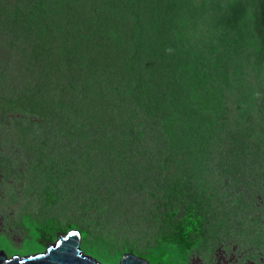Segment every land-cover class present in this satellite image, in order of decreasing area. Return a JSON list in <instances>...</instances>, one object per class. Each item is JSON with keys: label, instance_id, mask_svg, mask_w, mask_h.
Segmentation results:
<instances>
[{"label": "trees", "instance_id": "16d2710c", "mask_svg": "<svg viewBox=\"0 0 264 264\" xmlns=\"http://www.w3.org/2000/svg\"><path fill=\"white\" fill-rule=\"evenodd\" d=\"M12 123L36 164L75 179L76 160L105 168L100 152L173 166L176 188L209 148L242 167L231 156L249 141L264 154V0H0V130ZM178 206L171 232L138 254L150 264H185L199 242L197 203ZM23 221L30 252L70 229L89 236Z\"/></svg>", "mask_w": 264, "mask_h": 264}, {"label": "rangeland", "instance_id": "374dc122", "mask_svg": "<svg viewBox=\"0 0 264 264\" xmlns=\"http://www.w3.org/2000/svg\"><path fill=\"white\" fill-rule=\"evenodd\" d=\"M14 126L0 130V250L8 257L37 253L28 250L31 235L23 219L29 217L87 229L89 236L80 244L83 255L118 264L107 258L148 253L157 237L171 232L166 215L171 204L178 208L190 199L201 213L202 233L185 264H264V154L255 149V141L231 156L242 167L230 165L225 146L209 148L197 173L189 169L187 175L194 176L176 188L182 180H176L173 166L158 168L156 159L128 153L100 152L96 159L105 168L97 171L76 160L75 169L84 171L79 179L66 174V166L44 168ZM112 160L114 166L108 164Z\"/></svg>", "mask_w": 264, "mask_h": 264}, {"label": "water", "instance_id": "95a60500", "mask_svg": "<svg viewBox=\"0 0 264 264\" xmlns=\"http://www.w3.org/2000/svg\"><path fill=\"white\" fill-rule=\"evenodd\" d=\"M81 234L70 229L65 234L58 233L53 243L47 244L45 250L27 256H10L0 250V264H102L97 259L83 255L80 250ZM118 264H150L146 258L134 253H125Z\"/></svg>", "mask_w": 264, "mask_h": 264}, {"label": "clouds", "instance_id": "9594fccd", "mask_svg": "<svg viewBox=\"0 0 264 264\" xmlns=\"http://www.w3.org/2000/svg\"><path fill=\"white\" fill-rule=\"evenodd\" d=\"M129 253V252H128Z\"/></svg>", "mask_w": 264, "mask_h": 264}]
</instances>
